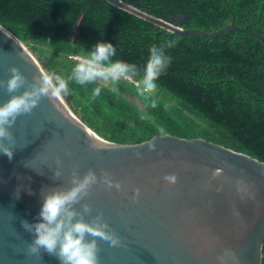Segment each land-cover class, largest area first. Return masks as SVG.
I'll list each match as a JSON object with an SVG mask.
<instances>
[{
	"label": "water",
	"instance_id": "water-1",
	"mask_svg": "<svg viewBox=\"0 0 264 264\" xmlns=\"http://www.w3.org/2000/svg\"><path fill=\"white\" fill-rule=\"evenodd\" d=\"M106 1L173 34L210 38L240 29L264 40L233 21L213 32L183 30L182 16L163 19L123 0ZM22 44L0 24V80L7 79L13 64L26 85L48 74ZM9 95L0 86V102ZM87 127L62 95L42 97L11 126L14 155L11 160L0 155V264H59L43 250L39 256L25 253L33 234L21 221L37 219L44 191L66 188L74 173L83 176L89 169L101 182L107 179L122 189L117 198L93 186L75 205L80 211L83 204L89 206L91 214L84 219L90 227L103 217V226L120 237L118 246L97 245L98 264H261L263 161L201 138L163 135L119 144ZM173 173L176 180L165 181ZM136 188L140 193L134 201Z\"/></svg>",
	"mask_w": 264,
	"mask_h": 264
},
{
	"label": "trees",
	"instance_id": "trees-1",
	"mask_svg": "<svg viewBox=\"0 0 264 264\" xmlns=\"http://www.w3.org/2000/svg\"><path fill=\"white\" fill-rule=\"evenodd\" d=\"M123 1L155 17L182 16L183 30L213 32L233 21L264 36V0ZM0 24L48 74L69 73L75 62L70 55L86 56L104 39L116 46V58L137 69L139 80L151 48L174 39L167 49L172 61L153 97L141 100L129 83L118 94L105 88L95 99L89 98L92 85H71V95L62 98L89 128L115 143L201 138L264 162V40L240 29L210 38L173 34L106 0H0Z\"/></svg>",
	"mask_w": 264,
	"mask_h": 264
},
{
	"label": "clouds",
	"instance_id": "clouds-1",
	"mask_svg": "<svg viewBox=\"0 0 264 264\" xmlns=\"http://www.w3.org/2000/svg\"><path fill=\"white\" fill-rule=\"evenodd\" d=\"M175 43L174 39H164L159 45L151 48L142 78L139 80L137 69L116 58V46L110 40L104 39L97 40L91 46L88 55L77 58L69 73L41 74L30 85H26V77L18 66L11 65L9 68L11 74L6 80H0V86L10 94L7 99L0 102V155L12 159L15 141L10 129L21 113L31 112L42 97L71 95V85L86 89L92 85L90 99L99 97L105 88L118 94L120 86L129 83L135 87V94L141 100L153 97L160 76L172 61L167 49L173 47ZM151 104L155 107L156 99H151ZM149 147L152 148L154 145ZM54 174L58 177L60 170L57 169ZM164 179L172 183L176 176L174 173L166 174ZM96 185H99V191L104 194L115 195L117 198L121 196L120 186H113L107 179L101 182L93 169H89L83 176L74 173L70 186L66 188L53 187L44 191L37 219L32 222L26 219L21 221L23 228L33 234L32 239L26 242L25 253L29 256H39L43 250L55 255L59 264H98L97 245L104 247L120 245V237L103 226V217L97 219L95 227H90L86 223L84 216L91 214L86 203L82 205V211L75 208V205ZM19 191L18 187L15 193L17 197ZM139 193L140 189L136 188L134 201Z\"/></svg>",
	"mask_w": 264,
	"mask_h": 264
},
{
	"label": "built area",
	"instance_id": "built-area-1",
	"mask_svg": "<svg viewBox=\"0 0 264 264\" xmlns=\"http://www.w3.org/2000/svg\"><path fill=\"white\" fill-rule=\"evenodd\" d=\"M84 55H82V54H72V55H70V57L72 58V59H74V60H76L77 58H80V57H83Z\"/></svg>",
	"mask_w": 264,
	"mask_h": 264
},
{
	"label": "rangeland",
	"instance_id": "rangeland-1",
	"mask_svg": "<svg viewBox=\"0 0 264 264\" xmlns=\"http://www.w3.org/2000/svg\"><path fill=\"white\" fill-rule=\"evenodd\" d=\"M25 45V44H24ZM26 46V45H25ZM27 47V46H26ZM27 49L31 52V50L27 47ZM33 55H35L33 52H31ZM36 56V55H35ZM43 64V63H42ZM79 116V113L77 114ZM81 119V118H80ZM82 120V119H81ZM82 122L85 124V122L82 120ZM87 125V124H86ZM88 126V125H87ZM89 127V126H88ZM99 135V134H98Z\"/></svg>",
	"mask_w": 264,
	"mask_h": 264
},
{
	"label": "bare ground",
	"instance_id": "bare-ground-1",
	"mask_svg": "<svg viewBox=\"0 0 264 264\" xmlns=\"http://www.w3.org/2000/svg\"><path fill=\"white\" fill-rule=\"evenodd\" d=\"M6 32V31H5ZM6 33H8V32H6ZM8 34H10V33H8ZM11 35V34H10ZM12 36V35H11ZM13 37V36H12ZM23 45V44H22ZM24 46V45H23ZM88 128V127H87ZM90 130V129H89ZM91 131V130H90ZM92 132V131H91ZM92 134L97 138V140H100L98 137H97V135L96 134H94V132H92Z\"/></svg>",
	"mask_w": 264,
	"mask_h": 264
}]
</instances>
